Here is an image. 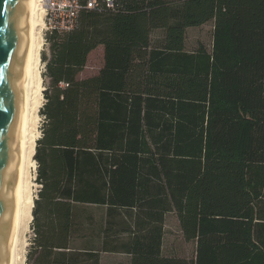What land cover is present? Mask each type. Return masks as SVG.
Listing matches in <instances>:
<instances>
[{"label": "trees", "instance_id": "obj_1", "mask_svg": "<svg viewBox=\"0 0 264 264\" xmlns=\"http://www.w3.org/2000/svg\"><path fill=\"white\" fill-rule=\"evenodd\" d=\"M86 1L45 32L28 264H264V0ZM168 212L192 258L164 253Z\"/></svg>", "mask_w": 264, "mask_h": 264}, {"label": "water", "instance_id": "obj_2", "mask_svg": "<svg viewBox=\"0 0 264 264\" xmlns=\"http://www.w3.org/2000/svg\"><path fill=\"white\" fill-rule=\"evenodd\" d=\"M31 3L32 0H0V264H7L13 224L14 163Z\"/></svg>", "mask_w": 264, "mask_h": 264}, {"label": "bare ground", "instance_id": "obj_3", "mask_svg": "<svg viewBox=\"0 0 264 264\" xmlns=\"http://www.w3.org/2000/svg\"><path fill=\"white\" fill-rule=\"evenodd\" d=\"M46 0H32L27 53L24 57V78L21 90V127L15 157L13 177V224L7 251V264H24V233L32 219L31 197L32 179L29 168L32 163L34 144V109L38 106L41 75L37 69L39 62V39L37 27L45 25ZM42 20H41V16ZM37 108V107H36Z\"/></svg>", "mask_w": 264, "mask_h": 264}, {"label": "rangeland", "instance_id": "obj_4", "mask_svg": "<svg viewBox=\"0 0 264 264\" xmlns=\"http://www.w3.org/2000/svg\"><path fill=\"white\" fill-rule=\"evenodd\" d=\"M66 14V13H65ZM43 15L41 16L42 20ZM63 15L57 16V19H61ZM44 20V18H43ZM42 20V23H43ZM45 25L41 24L37 27V36L39 39V62L37 65V69L41 76V88H40V98L38 102V106L34 109V119H35V129L34 133V144H33V155H32V163L29 168L30 179H32L33 186L31 187V197L32 200L38 198V191L40 189V184L37 182V162L34 157L35 146L37 145V140L41 136V128L44 121V117L41 114V108L43 103L45 102L44 95H42V90L44 91L46 87L47 79L44 77V62L42 60V55L45 54L48 56V43L45 39ZM212 31L213 24L212 22H208L198 27H190L187 28L185 33V47L188 50H194L198 45L203 44L206 46L208 50L211 49V41H212ZM162 32L160 30H155L152 33V38L160 37ZM41 52V56H40ZM103 55L102 48L99 46L94 49L87 58V63L81 73L82 77L94 74L98 71V69L102 66ZM44 88V89H43ZM95 216L100 214L98 209H94ZM167 229L168 232L165 236L164 240V250L168 254H174L181 257L192 258L194 256L195 245L194 242H186L183 236L180 233L178 223L176 218L173 215L167 216ZM34 238V230H33V219L30 220L27 231L24 233V248H23V263L28 264L27 253L29 248L32 245V241ZM102 264H127L125 258L122 256H107L103 255Z\"/></svg>", "mask_w": 264, "mask_h": 264}, {"label": "built area", "instance_id": "obj_5", "mask_svg": "<svg viewBox=\"0 0 264 264\" xmlns=\"http://www.w3.org/2000/svg\"><path fill=\"white\" fill-rule=\"evenodd\" d=\"M46 14L45 20V32L53 29L58 30H70L76 23L80 10L83 8L79 0H46ZM108 6L113 5V0H106ZM98 7L97 0H87L86 9H94ZM66 13V14H65ZM63 17L57 19V16ZM44 32V33H45Z\"/></svg>", "mask_w": 264, "mask_h": 264}, {"label": "crops", "instance_id": "obj_6", "mask_svg": "<svg viewBox=\"0 0 264 264\" xmlns=\"http://www.w3.org/2000/svg\"><path fill=\"white\" fill-rule=\"evenodd\" d=\"M99 47V46H98ZM102 48V55H103V47L100 46ZM82 73V72H81ZM81 75V74H80ZM168 215H173L175 218H176V221L178 223V227H179V222H178V219L176 217V215L173 213V212H168L165 214V218H164V236H163V250H164V240H165V236L168 232V229H167V216ZM179 230H180V227H179ZM181 233V231H180ZM182 235V233H181ZM93 236H91L90 234H88V237L87 238H91ZM94 238H95V235H94ZM79 240V239H78ZM79 242V241H78ZM164 253L165 254H168L165 252L164 250ZM103 255H107V256H122L125 258V261L127 264H129V255L128 254H125V253H109V252H102L101 255H100V263L99 264H102V260H103ZM169 255V254H168ZM172 255V254H171Z\"/></svg>", "mask_w": 264, "mask_h": 264}]
</instances>
